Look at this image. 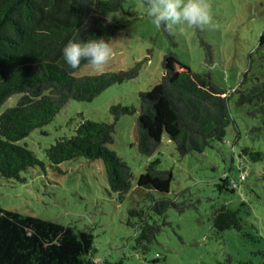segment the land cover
Returning <instances> with one entry per match:
<instances>
[{"label":"rangeland","instance_id":"374dc122","mask_svg":"<svg viewBox=\"0 0 264 264\" xmlns=\"http://www.w3.org/2000/svg\"><path fill=\"white\" fill-rule=\"evenodd\" d=\"M124 10L112 12L109 19L123 27L110 44L115 56L106 71L128 69L143 62L139 75L116 83L91 101L70 99L48 125L34 129L21 143L26 144L44 165L22 173L24 182L0 175V205L5 209L54 220L95 236V258L126 264H264V161L243 155L244 147L264 152V117L249 114L252 104L237 105L238 93L229 97L234 123L223 141H213L204 152L180 155L167 135L153 156L137 148L139 112L118 121L111 106L121 103L140 108L139 93L162 81L163 59L174 51L191 69L210 76L229 91L248 89L264 79V0H209L215 27L203 31L184 28L170 37L163 26L157 28L142 10V0H123ZM95 74L88 64L75 76ZM20 94L11 96L1 112L15 106ZM83 119L116 122L114 141L108 146L132 168L131 190L121 196L108 185L101 159L78 157L50 165L46 149L62 136H70ZM159 159V169L172 170L168 197L184 202L180 213L170 208L164 218L150 210L149 190L137 185V177L150 161ZM240 167L246 177H240ZM229 174L235 191L219 190L220 179ZM151 193L159 198L157 191ZM245 203L244 205H242ZM240 208L242 228L215 232L212 214L222 205ZM133 208L150 212L162 225L148 248L136 249ZM131 221V223L129 222Z\"/></svg>","mask_w":264,"mask_h":264},{"label":"trees","instance_id":"16d2710c","mask_svg":"<svg viewBox=\"0 0 264 264\" xmlns=\"http://www.w3.org/2000/svg\"><path fill=\"white\" fill-rule=\"evenodd\" d=\"M122 10L123 0H0L1 176L24 182V171L44 165L21 141L34 129L51 123L70 99L91 101L111 85L139 75L143 62L103 75L75 76L77 70L69 68L63 59L62 49L69 40L104 38L110 43L123 25L112 22L108 15ZM263 41L264 32L261 45ZM86 64L82 61L81 67ZM163 67L162 81L139 93V110L121 103L110 109L115 121L139 112L136 137L142 155L153 156L164 135L182 156L204 152L213 141H223L235 122L229 109V97L234 92L238 93L237 105L252 104L249 114L264 117V79L246 90L228 92L210 76L194 72L174 51L165 54ZM15 94L21 95L17 104L1 112L3 104ZM115 125L83 119L72 135L58 138L46 149L50 165L58 167L78 157L101 159L110 189L121 196L128 193L134 178L132 168L108 146L114 141ZM242 153L254 161H264V152L251 147H244ZM159 164V159L150 161L137 177V185L150 191V210L164 218L170 208L182 213L186 205L168 197L173 171L159 169ZM217 186L219 190H236L229 174ZM152 190L162 196L156 198ZM130 215L139 218L135 223L139 228L136 249L148 248L167 223L135 208ZM212 227L217 233L230 228L241 230L240 208L226 204L217 208L212 214ZM95 253V236L90 229L0 205V264H126L124 258L99 262Z\"/></svg>","mask_w":264,"mask_h":264},{"label":"clouds","instance_id":"9594fccd","mask_svg":"<svg viewBox=\"0 0 264 264\" xmlns=\"http://www.w3.org/2000/svg\"><path fill=\"white\" fill-rule=\"evenodd\" d=\"M142 10L151 18L152 23L169 35L188 29L201 31L215 27L209 0H142ZM87 27V22H85ZM63 59L72 70H78L82 61L97 75L106 72L115 56L112 45L104 38L87 41L69 40L62 49Z\"/></svg>","mask_w":264,"mask_h":264},{"label":"built area","instance_id":"2783aa9c","mask_svg":"<svg viewBox=\"0 0 264 264\" xmlns=\"http://www.w3.org/2000/svg\"><path fill=\"white\" fill-rule=\"evenodd\" d=\"M240 170H241V172H240V177L241 178H245L246 177V169L245 168H243L242 169V167H240ZM238 184L236 183V181L234 180V186L236 187Z\"/></svg>","mask_w":264,"mask_h":264}]
</instances>
